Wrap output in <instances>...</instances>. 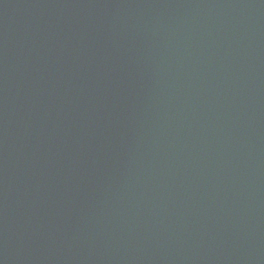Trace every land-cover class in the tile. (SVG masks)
I'll return each mask as SVG.
<instances>
[{"label": "water", "instance_id": "water-1", "mask_svg": "<svg viewBox=\"0 0 264 264\" xmlns=\"http://www.w3.org/2000/svg\"><path fill=\"white\" fill-rule=\"evenodd\" d=\"M0 264H264V0H0Z\"/></svg>", "mask_w": 264, "mask_h": 264}, {"label": "bare ground", "instance_id": "bare-ground-1", "mask_svg": "<svg viewBox=\"0 0 264 264\" xmlns=\"http://www.w3.org/2000/svg\"><path fill=\"white\" fill-rule=\"evenodd\" d=\"M115 89H116V88H115ZM115 89H114V90H115ZM164 97H166V94H164Z\"/></svg>", "mask_w": 264, "mask_h": 264}]
</instances>
